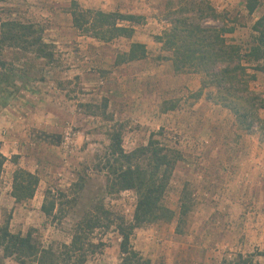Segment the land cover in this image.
I'll list each match as a JSON object with an SVG mask.
<instances>
[{"label": "rangeland", "instance_id": "obj_1", "mask_svg": "<svg viewBox=\"0 0 264 264\" xmlns=\"http://www.w3.org/2000/svg\"><path fill=\"white\" fill-rule=\"evenodd\" d=\"M188 1L0 0V22L33 24L53 46L51 63L17 49L0 52V71L11 77L0 85V155L6 159L0 167V226L8 221L13 234L31 232L43 249L58 254L82 218L97 215L99 226L86 236L85 247L91 244L93 250L86 264H121L116 223L132 219L136 197L131 191L108 194L103 173L95 169L109 134L121 129L126 152L146 145L155 133L179 154L163 197L175 216L137 228L131 237L150 264H221L239 253H264L260 133L239 129L230 112L216 104L215 88L198 95L202 75L175 71L171 52L156 41L169 27L172 11ZM192 1L220 13L222 22L207 18L202 24L233 26L226 37L238 44L248 41L251 25L264 13V0L251 16L245 0ZM75 7L141 19L132 24L130 39L100 42L73 27ZM131 43L143 44L146 57L117 63ZM255 75L251 88L264 96L263 76ZM259 115L264 120V110ZM40 133L57 136L58 143L41 141ZM16 168L39 179L33 198L22 203L11 197ZM183 194L190 209L179 224ZM50 203L54 210L46 216L42 206ZM255 260L264 264V256ZM0 264L20 263L0 250Z\"/></svg>", "mask_w": 264, "mask_h": 264}, {"label": "trees", "instance_id": "obj_2", "mask_svg": "<svg viewBox=\"0 0 264 264\" xmlns=\"http://www.w3.org/2000/svg\"><path fill=\"white\" fill-rule=\"evenodd\" d=\"M260 0H245L244 10L252 15L260 7ZM74 5V4H73ZM76 6V5H74ZM169 27L156 41L165 51L171 52L174 70L199 73L202 75L201 95L205 88L216 90L215 102L234 117L237 127L248 134L258 131L264 142V120L260 111L264 110V96L251 88L256 81L255 73H261L264 85V13L250 27L248 41L244 44L229 41L227 34L235 28L221 23L218 27L205 26L202 22L211 18L223 21L220 13L201 1H188L172 11ZM72 25L81 34L100 42H110L117 38L130 39L134 33L132 24H137L139 16L121 13H105L93 10L71 11ZM124 23V24H122ZM5 48L17 49L34 55L35 58L53 61V46L42 38V29L33 24L15 20L0 22V52ZM146 57L145 46L131 43L128 51L117 57V63L138 61ZM253 73L248 72V65ZM4 64L0 61V69ZM10 75L0 71V85L10 80ZM40 140L58 143V137L40 133ZM152 133L146 145L126 152L122 147L121 129L111 131L109 145L101 156H96L95 169L103 173L108 194L131 191L136 203L130 221L123 218L116 223L119 235L121 264H150L132 245L131 237L137 228L157 221H170L175 213L164 206L163 197L169 185L179 154L168 145L155 139ZM6 159L0 155V167ZM38 177L22 168L12 174L11 197L15 203L33 198L38 186ZM81 187V186H80ZM190 209L185 194L181 197L179 224L184 222ZM54 203L43 205L42 211L51 216ZM108 215V212L104 213ZM100 224V217L88 214L76 225L71 242L62 245L58 254L43 249L31 232L25 235L13 234L9 222L0 226V250L5 258H14L20 264L37 261L39 264H86L88 250L86 236ZM112 224V223H110ZM179 226H177L178 228ZM264 253L236 254L231 259L224 258L221 264H258L257 257Z\"/></svg>", "mask_w": 264, "mask_h": 264}]
</instances>
